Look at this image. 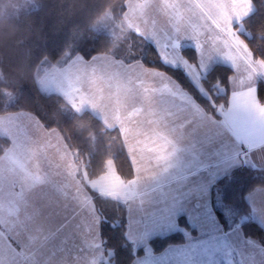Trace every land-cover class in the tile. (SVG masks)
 I'll return each instance as SVG.
<instances>
[{"label":"crops","instance_id":"1","mask_svg":"<svg viewBox=\"0 0 264 264\" xmlns=\"http://www.w3.org/2000/svg\"><path fill=\"white\" fill-rule=\"evenodd\" d=\"M253 8L250 0H200L193 10L179 0L126 2L120 25L149 40L166 63L184 68L204 94L201 78L214 64L232 68L228 103L215 106L218 115L200 106L174 78L140 62L125 64L103 54L89 60L80 55L62 56L37 74V79L60 77L63 93L50 92L60 94L64 102L67 96L80 106L68 110L88 109L108 127L121 131L134 175L124 180L112 166L89 179L88 185L125 204L126 234L135 246L180 229L178 217L198 197L203 206L210 201L214 218V182L236 167L264 168V101L258 94V85L264 84V58L255 56L244 36L234 31ZM238 35L248 47L238 43ZM184 46L195 48V63L182 55ZM0 117H4L0 134L11 140L0 158L13 157L16 169L25 175L0 179V221H9L0 224V264L107 262L99 212L86 187L88 182L78 179L82 169L61 132L46 129L27 111ZM29 176L20 187L19 182ZM71 177L73 185L69 184ZM55 181L63 195L58 200L47 189L41 190L45 183ZM110 188L115 195H110ZM30 189L35 193L24 194ZM29 194L37 200L32 202ZM246 199L248 217L264 227V186L254 188ZM190 216L186 214L192 225ZM186 244L185 238L159 252L148 251L132 264H192L187 251L185 256L177 253ZM199 248L200 264H264V245L244 236L239 225L226 229L200 220Z\"/></svg>","mask_w":264,"mask_h":264},{"label":"trees","instance_id":"2","mask_svg":"<svg viewBox=\"0 0 264 264\" xmlns=\"http://www.w3.org/2000/svg\"><path fill=\"white\" fill-rule=\"evenodd\" d=\"M38 6L17 13L2 14L0 2V115L27 111L37 117L46 129L61 132L74 155L78 168H84L88 179L99 177L112 159L115 172L124 180L134 175V168L123 144L118 128L108 127L88 109L70 111L62 96L41 89L37 79L40 69L49 67L60 57L76 55L91 59L107 53L125 62L140 60L149 67L172 76L206 111L218 115L217 104H227L229 77L233 70L223 63L214 64L201 78L204 94L181 67L166 64L156 47L134 30L122 26L114 37L94 24L110 12L115 21H121L127 0H37ZM253 11L242 23L250 35L241 33L255 56L264 58V0H250ZM183 54L196 62L194 47L185 46ZM221 89L223 91H221ZM10 92H17L10 100ZM258 94L264 101V84L258 85ZM11 145L9 137L0 134V156ZM228 177L227 181H221ZM264 186V168L240 166L219 177L211 189L212 201L223 195L226 204L234 209L232 223L239 224L246 237L264 245V227L244 216L250 213L246 195L254 188ZM100 215L101 245L108 256L101 264H132L148 251L159 252L171 244L185 241L181 230L154 236L140 246H134L126 234L127 209L116 199L105 197L86 185ZM218 218L224 228L225 213ZM227 220V219H226ZM179 225L195 232L186 219L178 217Z\"/></svg>","mask_w":264,"mask_h":264},{"label":"rangeland","instance_id":"3","mask_svg":"<svg viewBox=\"0 0 264 264\" xmlns=\"http://www.w3.org/2000/svg\"><path fill=\"white\" fill-rule=\"evenodd\" d=\"M1 2V5H2V14H11V13H17L23 9H29V8H34V7H37L38 6V1L37 0H0ZM200 2V0H179V4L181 5V3H183V5L187 4L188 6V9L189 10H193L196 8V5L197 3ZM176 3V2H175ZM253 5V4H252ZM124 16V15H123ZM121 24V21L117 22L115 21L113 18H112V14L110 12H105L104 15L94 24V28L96 30H103V31H106L108 33H110L111 35H113L114 37L116 36H119V28H121L123 25H120ZM118 25L121 26L118 28ZM125 27V26H124ZM127 28V27H125ZM130 29V28H128ZM132 30V29H131ZM234 31H236V34H241V33H244V34H247L248 36L250 35V32L248 30V28L246 27V25L244 23L241 22V25L239 23V26L236 27V29H234ZM137 33V32H136ZM230 34L232 35L233 33L230 32ZM140 35V34H139ZM242 35V34H241ZM142 36V35H141ZM143 37V36H142ZM239 38L240 35H238ZM144 38V37H143ZM145 40H147L146 38H144ZM148 42H150L149 40H147ZM238 43L240 45H246V43L244 42V39H240V41H238ZM247 46V45H246ZM185 47V46H184ZM248 47V46H247ZM183 48V47H182ZM182 48H181V51H182ZM157 49V48H156ZM103 55H106V56H109L110 58L112 59H115V60H119L121 61L122 63H125V64H135L137 62H140V64H142L144 67L146 68H149V69H156V68H153V67H149V66H146L145 64L142 63V61L140 60H134L132 62H125L123 61L122 59H119V58H115L114 56H112L111 54H107V53H101ZM99 55V54H97ZM182 55L184 56V58H186V56L183 54L182 52ZM64 56V55H63ZM76 56H79V55H76ZM96 56V55H94ZM93 56V57H94ZM67 57V56H65ZM74 57V56H73ZM72 58V57H71ZM162 58V57H161ZM197 59H198V56H197ZM196 59V61H197ZM89 60V59H88ZM163 60V58H162ZM186 60H188L186 58ZM164 61V60H163ZM189 61V60H188ZM165 62V61H164ZM166 63V62H165ZM189 63H195V62H190ZM168 64V63H166ZM170 65V64H169ZM175 67H179V66H175ZM182 68V67H181ZM184 69V68H183ZM158 70V69H156ZM161 71V70H159ZM185 71V69H184ZM163 72V71H161ZM186 72V71H185ZM194 70H193V74L194 75V79L195 78V74H194ZM165 73V72H163ZM187 73V72H186ZM38 74V73H37ZM167 74V73H165ZM169 75V74H167ZM188 75V74H187ZM170 76V75H169ZM189 76V75H188ZM172 77V76H171ZM190 77V76H189ZM173 78V77H172ZM38 80H39V86L41 87V89L45 92H50V91H59L61 93H63V88L58 84L60 82V77L58 79L54 78V77H49V76H38ZM192 80V79H191ZM193 81V80H192ZM194 82V81H193ZM196 83V84H195ZM195 86L198 85L197 82H195ZM179 84V83H178ZM180 85V84H179ZM200 88V85L198 86ZM188 92V91H187ZM189 93V92H188ZM191 95V94H190ZM17 96V92H10V100L11 99H15V97ZM192 96V95H191ZM193 97V96H192ZM194 98V97H193ZM65 103H66V106H67V109L68 108H71L73 107V109H76V110H79L80 106L76 105L74 100H70L67 96H66V99H65ZM199 104V103H198ZM82 105V104H80ZM200 105V104H199ZM72 109V108H71ZM4 120V117H0V122ZM121 132V131H120ZM122 134V133H121ZM122 139H123V135H122ZM123 144H124V140H123ZM13 157H11L10 159H6V158H0V179L2 178H11V176H14L13 179H20V178H23L25 175H21V171L16 169V166L14 165V163L11 161ZM113 166V161L112 159H109L108 162H107V165H106V168H110ZM25 167L30 170V171H33V167L25 164ZM82 169V173L80 171H78V179L79 181L80 180H83V182L86 184L88 182V177L86 178V172L84 170V168H81ZM28 175V174H27ZM31 176L29 177H26L24 178L23 180H21L19 182V185L20 187L24 186L28 180L30 179ZM107 178V177H106ZM40 179H43L42 177H40ZM64 179V176H62L61 174V180ZM72 181L71 183L69 184H72L73 185V177H71ZM9 180V179H7ZM89 182L86 184L88 185ZM71 186H69V188L71 189ZM93 188L94 185L92 186ZM47 189V194L48 195H51L53 197L56 198V200H58L59 198L63 197V195H61V191L58 192V188H57V185H56V181L55 182H51V183H45V187L42 186L41 187V190L43 189ZM97 188V187H96ZM61 189H64L63 186L61 187ZM73 189V188H72ZM71 189V190H72ZM99 189V187L97 188ZM109 193L110 195H115L114 194V190L113 188H110L109 190ZM28 194V193H35V191L33 189H30V190H27L24 192V194ZM102 193V192H101ZM104 195H107L105 193H102ZM103 196V195H102ZM107 197V196H105ZM28 198L32 201V202H35L37 200V197L33 194H29L28 195ZM111 198V197H110ZM114 199V198H113ZM62 200H65L67 201L66 198L62 199ZM118 202H120L121 204L125 205L123 202L117 200ZM195 204L197 203L198 205H202V212L199 214V217L196 218V217H192L190 216V218H192V225L190 224V226L192 228L195 229V231L198 232L197 235H192L194 234L195 232L194 231H187V233H185V231L183 232L181 230V228H185V227H182V226H179L180 229H176V230H181L183 232V234H185V238H186V245L185 247H181L179 249V251L177 252L180 256H185L184 254V251H187L188 254L190 255V257L193 259V263L192 264H200V220L203 221L205 224H209V225H213V224H222L221 222L218 221V217H217V214L216 212L214 211V205L216 203H222V201L220 200V197H217V200H215L214 202L212 201V212L214 213V218L211 216L210 212H209V204H210V201L208 200V202H205L204 203V206L202 204V202L200 201V198L198 197L195 202ZM128 204V202H127ZM222 211L225 213V216H226V219L228 222L232 223L233 220H234V209H232L231 205H228L226 204V206H224L222 208ZM68 215V214H67ZM68 217V216H67ZM247 216H244L241 220H244ZM67 219V218H65ZM188 219V218H187ZM189 221V220H188ZM9 223V221H0V224L1 225H5ZM15 224V220L13 222V225ZM194 225V226H193ZM236 225H239L238 223L235 224V223H232V226H236ZM178 227V225H177ZM175 231V230H174ZM167 234V233H166ZM194 243V244H193ZM191 244V245H190ZM134 245V244H133ZM196 245V248H194V246ZM137 247V246H136ZM199 253V254H198ZM133 263V262H132Z\"/></svg>","mask_w":264,"mask_h":264},{"label":"snow or ice","instance_id":"4","mask_svg":"<svg viewBox=\"0 0 264 264\" xmlns=\"http://www.w3.org/2000/svg\"><path fill=\"white\" fill-rule=\"evenodd\" d=\"M228 177H222L221 181H227ZM220 200L222 203H216L214 205V211L216 212L217 215L223 217V211L222 208L226 206V200L223 195H221ZM202 212V206L195 204V203H190L188 207L184 210V212L181 213L180 219H186V214H190L192 217H199V214ZM224 223H227V220H224Z\"/></svg>","mask_w":264,"mask_h":264}]
</instances>
